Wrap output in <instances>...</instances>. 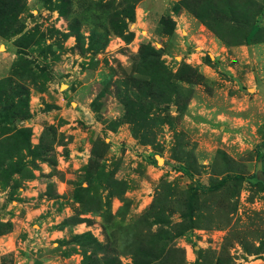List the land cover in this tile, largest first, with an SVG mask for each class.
<instances>
[{
    "label": "rangeland",
    "instance_id": "374dc122",
    "mask_svg": "<svg viewBox=\"0 0 264 264\" xmlns=\"http://www.w3.org/2000/svg\"><path fill=\"white\" fill-rule=\"evenodd\" d=\"M263 179L264 0H0V264H264Z\"/></svg>",
    "mask_w": 264,
    "mask_h": 264
},
{
    "label": "trees",
    "instance_id": "16d2710c",
    "mask_svg": "<svg viewBox=\"0 0 264 264\" xmlns=\"http://www.w3.org/2000/svg\"><path fill=\"white\" fill-rule=\"evenodd\" d=\"M256 30H257V27H256V26H254V27L251 29V31L249 32V34H248V36H247V42L250 41V39L252 38V36L255 34Z\"/></svg>",
    "mask_w": 264,
    "mask_h": 264
},
{
    "label": "water",
    "instance_id": "95a60500",
    "mask_svg": "<svg viewBox=\"0 0 264 264\" xmlns=\"http://www.w3.org/2000/svg\"><path fill=\"white\" fill-rule=\"evenodd\" d=\"M263 182H264V179H263Z\"/></svg>",
    "mask_w": 264,
    "mask_h": 264
}]
</instances>
